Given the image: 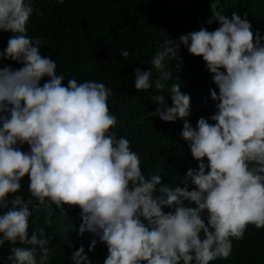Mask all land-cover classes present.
Returning <instances> with one entry per match:
<instances>
[{"label": "clouds", "instance_id": "clouds-1", "mask_svg": "<svg viewBox=\"0 0 264 264\" xmlns=\"http://www.w3.org/2000/svg\"><path fill=\"white\" fill-rule=\"evenodd\" d=\"M210 7L207 23L218 27L163 40L151 70L132 73L134 89L155 90L149 115L183 121L180 136L197 162L185 174L175 168V186H166L156 173L146 180L140 154L115 135L111 89L62 83L56 62L40 54V38L27 35L32 0H0V31L11 33L0 55L21 65L0 68V246H11L3 264H49L52 232L72 264H214L246 234L264 232V35H254L247 13ZM182 46L218 89H209L215 111L195 127L189 95L167 84L170 61L182 67ZM119 55L127 61L129 52ZM52 208L60 213L46 219ZM33 218L47 237L29 231Z\"/></svg>", "mask_w": 264, "mask_h": 264}, {"label": "trees", "instance_id": "trees-1", "mask_svg": "<svg viewBox=\"0 0 264 264\" xmlns=\"http://www.w3.org/2000/svg\"><path fill=\"white\" fill-rule=\"evenodd\" d=\"M32 3L34 12L26 25L27 35L40 38L43 44L39 46L40 54L56 62L57 74L64 76L62 83L69 78L77 82L94 80L111 89L108 108L117 117L115 135L125 136L130 149L140 154L141 165L149 173L147 177L142 171L145 179L156 173L166 186H175V168L185 174L188 168H196L197 162L180 136L181 119L165 122L149 115L156 105L148 97L155 90L149 88L145 93L134 89L133 70H151L149 62L163 40L175 39L201 26L208 31L218 27L214 19L207 23L212 17L213 3L226 16L232 12L247 13L254 35L256 29L264 35V0H64L62 4L55 0H32ZM10 35L0 31V53ZM121 50L129 52L127 61L119 55ZM179 56L182 67L179 72L175 70L178 57L170 61L174 80L167 84L179 83L181 91L189 95L190 115L186 119L195 127L199 117L207 119L215 111L209 89H218L201 57L189 54L183 46ZM5 65L21 67L0 55V68ZM46 79L42 78L40 83ZM159 94L171 106L167 94L163 91ZM53 212L60 213L52 208L46 211L45 218L49 219ZM38 221L30 219L29 231L44 228L47 237L50 232ZM51 235L49 264H72L60 257L63 253L60 233ZM10 247L7 241L0 246V264L7 258ZM214 264H264V232L246 234L232 245L229 258Z\"/></svg>", "mask_w": 264, "mask_h": 264}]
</instances>
